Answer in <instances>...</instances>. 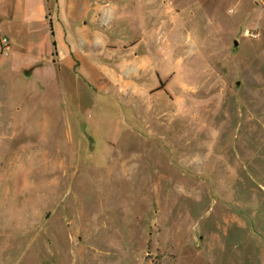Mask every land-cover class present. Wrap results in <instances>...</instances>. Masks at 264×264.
Masks as SVG:
<instances>
[{
  "label": "rangeland",
  "instance_id": "rangeland-1",
  "mask_svg": "<svg viewBox=\"0 0 264 264\" xmlns=\"http://www.w3.org/2000/svg\"><path fill=\"white\" fill-rule=\"evenodd\" d=\"M104 1L135 66L88 71L68 151L6 153L0 264H264V0Z\"/></svg>",
  "mask_w": 264,
  "mask_h": 264
},
{
  "label": "crops",
  "instance_id": "crops-1",
  "mask_svg": "<svg viewBox=\"0 0 264 264\" xmlns=\"http://www.w3.org/2000/svg\"><path fill=\"white\" fill-rule=\"evenodd\" d=\"M108 3L104 0H0V32L11 29V34L0 35V131L6 137L5 144L0 145L1 167L24 170L26 164H31L32 153L47 155L55 149L59 153V148L69 150L67 115L75 107L80 111L77 113L88 114L93 110L92 102L83 96L85 92L96 95L101 88L87 81L88 71L104 68L111 71L119 65L132 72L135 60L120 58L110 64L112 67L101 61L102 47L107 46V41L134 40L108 39L111 18ZM17 5L21 11L20 16L16 13V20L21 18L22 22L11 19L12 9ZM51 10L55 11L54 18ZM1 36L9 38L11 50L18 59L10 60L2 53ZM78 56L83 58L82 74ZM60 131L64 138L60 137ZM10 151L29 153L28 162L5 166L6 153ZM185 261L187 257L183 255L178 264H188ZM193 264L205 263L196 255Z\"/></svg>",
  "mask_w": 264,
  "mask_h": 264
},
{
  "label": "built area",
  "instance_id": "built-area-1",
  "mask_svg": "<svg viewBox=\"0 0 264 264\" xmlns=\"http://www.w3.org/2000/svg\"><path fill=\"white\" fill-rule=\"evenodd\" d=\"M1 46H2V51L6 55H9L10 50H11V44H10V40L7 37H3L1 39Z\"/></svg>",
  "mask_w": 264,
  "mask_h": 264
}]
</instances>
